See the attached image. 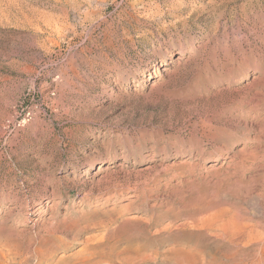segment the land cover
<instances>
[{
  "label": "rangeland",
  "instance_id": "1",
  "mask_svg": "<svg viewBox=\"0 0 264 264\" xmlns=\"http://www.w3.org/2000/svg\"><path fill=\"white\" fill-rule=\"evenodd\" d=\"M263 241L264 0H0V264H264Z\"/></svg>",
  "mask_w": 264,
  "mask_h": 264
},
{
  "label": "built area",
  "instance_id": "2",
  "mask_svg": "<svg viewBox=\"0 0 264 264\" xmlns=\"http://www.w3.org/2000/svg\"><path fill=\"white\" fill-rule=\"evenodd\" d=\"M33 115L31 108L28 106L22 107L16 118L7 122L5 129L11 132L17 128L24 127L33 118Z\"/></svg>",
  "mask_w": 264,
  "mask_h": 264
},
{
  "label": "bare ground",
  "instance_id": "3",
  "mask_svg": "<svg viewBox=\"0 0 264 264\" xmlns=\"http://www.w3.org/2000/svg\"><path fill=\"white\" fill-rule=\"evenodd\" d=\"M148 206V205H147ZM231 228H233V234H237L240 233L242 231V226L240 224H235L234 226H232ZM233 238V237H232ZM232 241V240H231ZM264 242V241H263ZM19 244V243H18ZM28 246V245H27ZM258 249V248H257ZM19 250V249H18ZM44 251V250H43ZM47 256V255H46ZM128 259V258H127ZM130 260V259H129ZM251 261V260H250ZM213 264V263H212ZM222 264V263H221Z\"/></svg>",
  "mask_w": 264,
  "mask_h": 264
}]
</instances>
